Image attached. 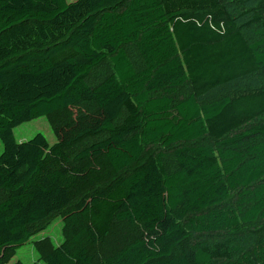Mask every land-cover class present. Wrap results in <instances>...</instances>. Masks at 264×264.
I'll use <instances>...</instances> for the list:
<instances>
[{
  "label": "trees",
  "instance_id": "1",
  "mask_svg": "<svg viewBox=\"0 0 264 264\" xmlns=\"http://www.w3.org/2000/svg\"><path fill=\"white\" fill-rule=\"evenodd\" d=\"M256 10L247 37L221 0H0V264L50 217L62 241H33L44 264H264V0ZM259 73L258 88L197 103ZM40 117L55 142H17ZM202 138L174 150L170 174L151 150ZM255 223L252 245L232 240ZM214 232L231 239H192Z\"/></svg>",
  "mask_w": 264,
  "mask_h": 264
},
{
  "label": "rangeland",
  "instance_id": "2",
  "mask_svg": "<svg viewBox=\"0 0 264 264\" xmlns=\"http://www.w3.org/2000/svg\"><path fill=\"white\" fill-rule=\"evenodd\" d=\"M260 0H221L222 4L225 6L229 16L235 21L238 29L247 37L251 36L252 31L255 27L252 24L251 20L255 15L257 3ZM125 6L122 5L119 9ZM123 50L126 53L129 61L131 62L135 70L142 68V60L136 50L134 44H127L123 46ZM112 70L110 61L107 59L100 66L95 68L88 79V83L91 85L96 84L107 76ZM262 79V73L253 74L242 78L240 80L233 81L221 87H218L202 97L197 99L198 104H205L210 101H213L221 96L233 95L240 93L245 90L255 89L260 86ZM191 93V88L189 84H184L177 89L176 95L173 96V103H176L180 100H183ZM161 93H158L154 96H160ZM264 117L256 120L253 124L260 123ZM41 134L44 136L48 144L55 142L54 136L51 132V129L44 117L37 118L27 123H23L16 127L13 130L14 138L17 142H22L28 140L35 134ZM210 144L208 138L199 139L193 143H179L175 144L168 148L152 147V152L154 155H162V167L165 174H170L177 169V164L174 157V150L181 146L188 145H205ZM2 152V146L0 144V153ZM236 204V192L230 194L228 201L226 202L227 206L235 207ZM259 223H255L252 227H244L241 234L236 238H232L235 242H238L242 245H252L250 239V231L257 228ZM61 219L59 217H50L46 221L40 223L36 229L37 232L32 236V238L19 247L15 253L14 258L9 264H13L15 261H20L22 264H44L38 257L37 253L33 247V241L48 237L54 245H58L62 241L61 237ZM194 242H204L207 245H214L223 243L226 240L231 239L225 232H214V233H205V234H194Z\"/></svg>",
  "mask_w": 264,
  "mask_h": 264
}]
</instances>
